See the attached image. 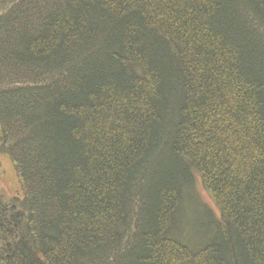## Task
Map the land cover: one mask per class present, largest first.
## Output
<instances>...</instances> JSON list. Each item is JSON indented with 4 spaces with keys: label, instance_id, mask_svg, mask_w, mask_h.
I'll use <instances>...</instances> for the list:
<instances>
[{
    "label": "trees",
    "instance_id": "trees-1",
    "mask_svg": "<svg viewBox=\"0 0 264 264\" xmlns=\"http://www.w3.org/2000/svg\"><path fill=\"white\" fill-rule=\"evenodd\" d=\"M0 129V264H264V0H0Z\"/></svg>",
    "mask_w": 264,
    "mask_h": 264
},
{
    "label": "rangeland",
    "instance_id": "rangeland-1",
    "mask_svg": "<svg viewBox=\"0 0 264 264\" xmlns=\"http://www.w3.org/2000/svg\"><path fill=\"white\" fill-rule=\"evenodd\" d=\"M0 137H1V129H0ZM0 162H1V170H2V182L1 186L3 190L7 192L8 195L15 197L18 194L20 195V187L15 174L14 167L8 157L3 152H0ZM196 187L198 191V198H201L205 203H207L210 207H212L215 211H218L213 199L208 194V192L204 189L201 184L200 178H197ZM193 207V206H191Z\"/></svg>",
    "mask_w": 264,
    "mask_h": 264
}]
</instances>
